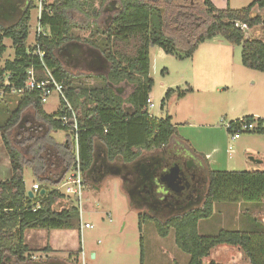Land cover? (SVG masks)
<instances>
[{"label":"trees","instance_id":"obj_1","mask_svg":"<svg viewBox=\"0 0 264 264\" xmlns=\"http://www.w3.org/2000/svg\"><path fill=\"white\" fill-rule=\"evenodd\" d=\"M42 4L40 24L45 35L34 36L32 45L26 44L32 0H27L16 22L8 26L0 24V58L6 51L4 38L11 39L14 49V58L5 60L0 67V95L9 93L11 87H22L29 68H33L37 77H41L45 67L57 80L62 81L63 92L76 114L77 149L83 184L94 177L95 142L102 144L107 160L120 159L124 163H133L143 152L165 150L174 138L179 140L168 107L192 89L188 86L184 89H167L160 101V109L167 108L166 113L159 118L147 113V100L153 86L149 76L151 45L158 46L165 54L188 58L200 43L219 35L228 44L241 47V64L245 68L264 73V0H253L238 9H217L210 0H119V9L106 28L100 30L105 38L100 42L87 39V43L97 48L105 58L108 71L105 75L83 76L74 75L66 68L59 51L71 40H76L71 34L76 27L71 21V12L84 11L86 1L53 0L45 3L43 0ZM91 14L98 16L94 9ZM236 22L245 24L249 29L258 27L259 37L252 36L246 40ZM129 41H134L135 45L133 52L127 55L118 47ZM37 51L42 52L43 56L39 57ZM4 74L9 75V86L3 85ZM83 77L102 78L103 86L85 87L75 83V80ZM121 82L133 86L127 97L115 90V86ZM63 105L61 101L56 112L47 114L38 92L24 93L6 122L0 125L1 140L11 168L10 178L0 181V264H24L36 252L51 251L49 246L30 250L23 241V232L28 228L50 230L79 227L78 207L56 189L75 163V146L61 144L47 135L30 140L26 157L10 139V132L27 109H31L51 131L70 130L60 121V116L64 114ZM68 116L70 118L71 114L68 113ZM251 118L243 116L247 121ZM233 123L234 120L229 121V124ZM257 132L264 133L263 130ZM183 142L189 146L187 140ZM56 152L66 161L58 173L43 167L41 158L44 153ZM193 152L205 164V191L200 204L164 219L149 214L141 215L140 219L153 222L161 237H166L172 229L175 245L189 255L186 264H219L205 263L203 259L212 248L222 244L240 247L250 264H264V222L250 231L220 230L215 235H200L197 229L199 220L212 216L215 203L264 202V170H211L204 155ZM26 166L31 168L39 182V189L32 197L24 186L23 170ZM46 187L51 189L45 191ZM41 188H45L43 194H39ZM140 246V264H143L142 238ZM80 252L77 249L70 255L71 258L76 260Z\"/></svg>","mask_w":264,"mask_h":264},{"label":"rangeland","instance_id":"obj_2","mask_svg":"<svg viewBox=\"0 0 264 264\" xmlns=\"http://www.w3.org/2000/svg\"><path fill=\"white\" fill-rule=\"evenodd\" d=\"M52 1L44 0L45 3H51ZM20 4L21 0H0L1 25L8 26L13 24L11 22L17 16ZM32 4L29 35L26 40L27 45L34 43L39 0H32ZM89 12L91 14V11ZM70 17L71 21L76 25L84 24L87 20L83 17L80 19L79 14L75 10H72ZM259 32L257 27L252 35L259 37ZM71 33L75 36L73 29ZM95 34V32H91L88 37L95 39ZM215 39L224 41V38L219 35ZM3 44L6 46V51L0 58V67L3 66L5 60L14 58L11 39L4 38ZM236 47L235 56L227 57L229 59L226 62V67L206 68L203 75L197 74L200 78H195V82H199L204 78L206 80L201 81L198 86L204 84L207 87H193V91L188 93L184 99L174 100L169 105L168 113L172 116V123L176 127L177 139L179 140L174 138L165 150L151 152V155L156 157L152 159L151 157L145 158L139 170L132 171L130 177L135 180L132 179L130 184L117 177L116 171L118 168L113 170L107 166L117 163L102 160L101 152H98L95 161V172L98 176L93 177L84 184L81 206L79 208L80 224L89 223L92 228L82 229L83 253L76 260H70L71 263L140 264L141 238L144 252L143 264H160L159 251L164 253L162 257L172 264L187 262L189 255L182 252L175 245L174 231L172 229L166 237H161L157 234L153 222L140 219L143 214L156 215L164 219L200 204L205 191L203 165L192 155L195 147L191 146L190 143L189 146L184 145L183 141L187 140L184 134L193 136L203 148H210L211 145L216 143V146L221 150L225 164L221 165L222 167L215 166V168H220L221 170L226 167L227 171L261 169L259 167L260 164L255 163L256 158L251 156L252 153L241 149V145L246 139L250 146H254L252 148L260 145L262 141L258 139L260 137L257 135L258 132L243 133L240 138L231 140V133L226 129V124L229 121L242 118L241 112L245 109L249 100L252 101L254 96L257 98L264 93V73L245 68L241 64L240 52L236 53L237 49H239ZM153 49L158 54L153 56L151 64L153 87L149 98L153 107L150 108L149 113L159 116L160 114L164 115L167 111V108H164L162 112L160 110V101L165 89L177 86L184 89L187 86L184 85V81L182 83L179 81L181 68L174 56L165 54L158 46H154ZM59 54L64 65L70 71L71 68L79 66L94 67V72L102 70L100 58L88 48L78 45H66L60 48ZM71 73L74 75L91 74L87 70L72 71ZM187 77L192 78L190 76ZM101 82L89 84V82L83 80V84L87 86H99ZM212 85H216V88ZM1 95L0 97L3 98H0V124H4L13 109H7L3 106L2 101L5 98L16 99L17 96ZM57 101V95L53 94L46 104L47 110L56 109ZM258 105L264 106V101L261 102L259 100ZM195 126L200 127L201 130L198 132L194 129ZM64 134L63 130L56 132L58 139L63 138ZM21 135L19 128H14L10 132L12 143L19 148L20 145L14 142L21 140V138L23 139ZM229 146L233 148L232 153L227 151ZM183 158H185L184 161ZM174 164L178 165L179 172L185 180L186 187L180 191L173 190L168 184L160 180L164 172ZM190 166L193 167H191L192 172L187 171ZM200 168L201 170H199ZM23 173L24 185L28 191L31 181L25 168ZM131 185H134V187H131ZM132 188L133 192L134 190H141L140 195L133 194ZM73 203L78 206L76 201H73ZM203 223L205 226L200 229V234L215 235L220 230H235L232 225L225 222L224 218L219 217L217 213L204 219ZM257 226L258 224L254 225V229H257ZM263 228L264 225L262 224Z\"/></svg>","mask_w":264,"mask_h":264},{"label":"crops","instance_id":"obj_3","mask_svg":"<svg viewBox=\"0 0 264 264\" xmlns=\"http://www.w3.org/2000/svg\"><path fill=\"white\" fill-rule=\"evenodd\" d=\"M85 1L87 3V6L85 7L84 11L82 12H79L77 10L75 11L76 13L79 14L80 19H82L83 17L87 20L84 24L80 23L76 25L75 28H73V31L75 34L74 37L76 38V40H71L69 42V45H73V46L78 45L83 48H88L94 51L101 60L100 62L102 63V70L98 72H94L93 70L94 67L79 66V67L71 68V71L76 72L79 70H82V71L87 70V71H90L91 74L105 75L108 71V64L105 58L103 57V55L101 54V52L97 48H94L92 45L87 43V39H89L88 36L89 34H91V32L96 33L95 39H93V40H96V42H100L102 39L105 38V36L101 34L100 30L102 31V29L106 28L112 16L119 9V5H120L119 0H103V2H100V0H85ZM210 1L212 5L217 9H225L227 7H230L231 9H238V8L247 6L253 0H210ZM26 3H27V0H21L19 10L17 11V16L11 23H14L17 21V18L20 16V13H22ZM92 9L98 12V16H95V15L92 16V14H90L89 11H91L92 13ZM254 10L255 12H257L256 9ZM71 34L73 35V33ZM216 37L217 36H214L213 38L200 43L191 57L181 58V57H178L177 55H172L178 61V64L181 68L180 74H179L180 75L179 81H181V83L184 81V85L190 87L192 91H193V87L194 88L207 87L204 84L201 86H198L201 81H206L205 78L201 79L199 82L197 81L195 82V78H200V76L199 77L197 76L198 73L200 75H203V72L206 68H215L218 66L226 67L225 66L226 62L229 59L227 57L235 56L236 46L228 44L225 40L223 41L221 39H215ZM134 45H135L134 41H129V42L122 43L121 47L119 46L118 49L121 50L123 53L126 52L127 55H130L134 50ZM154 46L155 45H151L149 48V76L150 77H151L152 58L153 56H156L158 54L157 51H154L153 49ZM236 48H239L237 49L236 53H238L239 51L240 57H241V47L237 46ZM186 62H189V63H186ZM83 75L84 74H82L81 76ZM187 76H190L192 78H188ZM83 78L77 79L78 81H75V83L80 84L85 87H100L104 83L102 78H84V79ZM83 80L85 82H89V84H93L96 82L98 84V81H102V82L99 86H93V85L87 86L83 84ZM212 86L216 88V85H212ZM175 88H180V86H177ZM167 89L169 88H166L165 91ZM171 89H174V88H171ZM115 90L118 93H120L123 97H127L133 90V86L127 82H121L115 86ZM150 93H149V96H150ZM187 94L182 99H184L187 96ZM7 95L17 96L16 99H6L5 98L4 101H2L3 106H5L7 109L14 110L20 95L9 92L7 94H4L3 96H7ZM0 98H3V97H0ZM259 100L261 102L264 101V93L260 97H257V98H255L254 96L252 101L249 100L245 109L241 112V117L255 116V115L264 117V106L258 105L259 108L257 106ZM46 104L47 103L43 104L44 111L47 114H52L59 109L61 103L58 99L55 105L56 109L51 110V111L47 110ZM149 110L150 108L146 109L147 113L151 117L159 118L163 116L161 114L159 116L150 114ZM160 110L161 112L163 111V109H160ZM169 115L171 116V114ZM171 123H172V116H171ZM172 124L174 125V123ZM15 128L20 129V132L22 134L21 136L23 137V139L20 137L21 140H17L14 143H16L17 145H20V149L22 152L25 153L26 157L28 156V144L30 140L34 138H43V137H46L47 135H50L56 142H59L61 144H68L71 147H73L74 145V141H73L72 134H71L72 132L70 130H67V131L63 130L65 133L64 137L58 139L56 136L57 130L51 131L45 124H43L39 119H37L36 114L31 109H27L23 112L21 120ZM194 129H196L198 132L201 130L200 127H196V126L194 127ZM247 134H251V133H247ZM257 135L260 136L258 139L262 141L260 145H257L255 148H252L254 146H250L248 141H246L247 140L246 139L245 142L242 143L241 149L242 151H248L252 153L251 156H254L256 158L255 163L260 164L259 166L261 168L260 170H264V133H258ZM184 136L187 138V141L191 144V146L193 145L195 147L194 150L196 151V153H201L202 155H204L209 169L220 170V168H215V166L222 167L221 165L225 164V162L223 161L221 150L216 146V143L211 145L210 148H206V147L203 148L202 146H200L201 144L193 136H189L187 134H184ZM229 147L230 149L228 148L227 151L228 153H232L233 148L231 146ZM98 152H101L102 160L106 162H113V163L116 162L117 164H113L111 166L107 165L106 163L105 164L113 170L118 168L116 171L117 172L116 174L118 175L117 177L121 178L122 181L129 182V183L130 181H132V179H134L130 177V174L132 173V171L139 170L141 166L140 164L141 161L145 160V158H148V156L149 157L152 156L151 152H143L141 156H139V158H137V160H135L133 163H124L120 159H114L110 161L105 158L104 147L102 146V144H100L99 142H95V153H94L95 161H96ZM192 155H194L196 159H198V162L202 163L203 168H204L205 164L203 163L201 158L196 154H192ZM41 158L43 159V167L53 169L54 172H57V173L61 171L64 165L66 164L65 159L60 157L57 154V152L54 154L44 153L42 154ZM133 164H135L137 169H134L135 166L132 167ZM123 167L125 168L127 167L126 171L122 170ZM221 170H226V167ZM253 170H258V169L256 168ZM25 171L28 174L29 179L31 181L30 187H28V191L25 188V191L28 193L29 191H32L33 183L39 184V182L34 176L30 167L26 166ZM93 175L94 177L98 176L96 172H94ZM10 176H11V168H10L9 157L5 150V147L3 145V142L1 140V135H0V181L9 179ZM44 189L45 188H41L39 190L40 191L39 194H41V191ZM50 189L49 187H46L45 191H49ZM32 193H33L32 194L33 196L37 192L32 191ZM216 213L218 214L219 217H223L225 222H227L229 225H232L235 228V230L250 231L254 229V225L264 222V202H261V203H244V202L215 203L213 205L212 215ZM256 219H258L259 221ZM203 222H204V219L199 220L197 223V229H198L199 234H200V229L204 228L205 226ZM200 235H205V234H200ZM81 237H82V230L80 229V227H78L77 229H50V230L28 228L23 232L24 244L30 250H41L44 247L49 246L51 251L36 252L32 254L30 257V260L24 264H54V263L73 264L70 262V260L73 259L71 258L70 255L77 249L81 250L79 254L80 256L83 253ZM158 253L157 254L161 258L160 264H172L171 262H169L168 260H165L162 257L164 253L160 251ZM203 260L205 263L215 262L219 264H250L249 259L244 255L240 247L227 245V244L218 245L212 248L209 251L208 255ZM173 264H186V263L180 262V263H173Z\"/></svg>","mask_w":264,"mask_h":264},{"label":"built area","instance_id":"obj_4","mask_svg":"<svg viewBox=\"0 0 264 264\" xmlns=\"http://www.w3.org/2000/svg\"><path fill=\"white\" fill-rule=\"evenodd\" d=\"M42 1L39 0L38 12L36 16V27H35V36L45 35L44 29L40 24L41 12H42ZM39 57L43 56V53L40 51L36 52ZM27 77L24 82V85L20 88H10V92L22 95L24 93L38 92L39 99L41 103H47L49 98L55 94L57 95L60 103L64 102L63 110L64 114L60 116V121L64 125L70 128V131L73 133V141L75 146V163L71 170L65 175L63 181L56 187V189L62 193L66 198H69L78 203V209L81 206V199L83 195V175L80 169L79 158H78V149H77V121L76 114L69 104L64 92H63V83L55 78L53 73L44 67L41 77H37L33 68H29L26 71ZM4 86H9V75L4 74ZM153 104L150 98L147 100L146 109L152 108ZM68 113L71 114L69 118ZM230 128L231 139L236 140L241 137L243 133H253L260 130L264 131V117L261 116H252V118L247 121L243 117L234 120L233 124H226V129ZM230 149V147H229ZM39 189L38 183H33L32 191L37 192ZM80 229H90L92 225L89 223L80 224Z\"/></svg>","mask_w":264,"mask_h":264},{"label":"water","instance_id":"obj_5","mask_svg":"<svg viewBox=\"0 0 264 264\" xmlns=\"http://www.w3.org/2000/svg\"><path fill=\"white\" fill-rule=\"evenodd\" d=\"M236 26L243 30L245 35L244 38L246 40L253 36L252 33L254 32V29H249L245 24L240 22H236ZM160 180L168 184L175 191H180L184 189L182 175L179 172V167L177 164H174L171 168L165 171L164 174L161 176ZM43 193L44 190L41 191V194ZM32 194V191L28 192V195L30 197H32Z\"/></svg>","mask_w":264,"mask_h":264},{"label":"flooded vegetation","instance_id":"obj_6","mask_svg":"<svg viewBox=\"0 0 264 264\" xmlns=\"http://www.w3.org/2000/svg\"><path fill=\"white\" fill-rule=\"evenodd\" d=\"M184 159H185V158H183V161H184ZM134 166H135V164H133V165H132V167H134ZM191 167H192V166H190V168H189V169H187V171H190V172H192V171H191V169H192L193 167H192V168H191ZM126 168H127V167H126ZM126 168H125V167H123V169H122V170H123V171H126ZM134 169H137V168H136V166H135V168H134ZM202 169H203V168H202ZM199 170H201V168H200ZM181 175H182V174H181ZM182 179H183L184 188H185V187H186V185H185V180H184L183 176H182ZM129 184H130V183H129ZM131 187H134V185H131ZM140 192H141V190H139V191H135V190H134V192H133V188H132V193H133V194H135V195H140Z\"/></svg>","mask_w":264,"mask_h":264}]
</instances>
